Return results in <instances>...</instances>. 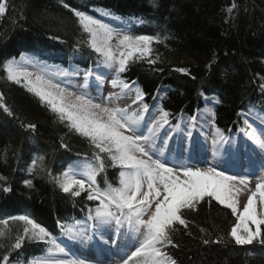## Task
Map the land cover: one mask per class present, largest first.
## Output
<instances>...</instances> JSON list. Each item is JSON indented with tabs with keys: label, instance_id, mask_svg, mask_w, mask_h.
<instances>
[{
	"label": "trees",
	"instance_id": "1",
	"mask_svg": "<svg viewBox=\"0 0 264 264\" xmlns=\"http://www.w3.org/2000/svg\"><path fill=\"white\" fill-rule=\"evenodd\" d=\"M63 2L127 34L159 37L147 58L156 62L134 57L127 70L117 74V81L135 82L147 93L145 102L150 106L157 103L169 112L173 125L205 111V98L216 104L213 125L224 137L247 131L241 114L264 117L260 87L264 84V0ZM233 2L238 8L229 13L227 8ZM6 3L7 11L0 17V93L13 114L9 116L0 107V175L7 178L0 181V264L5 254L10 256L9 264H28L44 257L52 243H48L49 237L38 242L25 236L22 247L12 249L25 225L11 218L28 215L55 242L64 239L67 229L74 231L77 225L95 219L97 202L87 200L85 191L78 197L64 193L57 181L65 179L64 173L75 162L98 167L93 152L99 150L70 131L67 121L61 123L46 103L27 91L23 79L20 84L9 81L4 62L28 58L63 71L86 73L100 67L103 60L86 44L78 43L88 37L61 0ZM179 68L187 69L188 74L177 71ZM29 123L37 126L35 132L26 127ZM100 156L105 169L97 173L98 187L105 189L106 182L118 187L120 166H111L106 153ZM26 180L32 181L31 187ZM3 187L11 191L4 192ZM181 212L188 227L177 223L173 237L179 247L166 249L176 264H264V244L259 240L239 246L226 237L236 217L215 199L209 202L205 197L195 210ZM260 227L264 233V225ZM250 228L255 231L256 226L250 224ZM218 237L224 238L222 243H203V238L215 241Z\"/></svg>",
	"mask_w": 264,
	"mask_h": 264
},
{
	"label": "snow or ice",
	"instance_id": "2",
	"mask_svg": "<svg viewBox=\"0 0 264 264\" xmlns=\"http://www.w3.org/2000/svg\"><path fill=\"white\" fill-rule=\"evenodd\" d=\"M61 3L65 9L74 13L82 32L88 36L86 40L78 41V43L86 44L102 56L104 63L109 67H115L117 73H124L129 61L134 57L136 60L150 57L153 51L152 43L160 42L157 36L131 35L123 30L114 29L84 11L71 8L63 0ZM237 8L238 5L233 2L227 8V12L232 13ZM6 11V0H0V17ZM114 38L115 45L111 43ZM117 52L119 55H116ZM147 62L154 64L156 60L147 59ZM4 69L9 81L20 84L21 77H23L24 87L28 92L38 97L41 103H46L61 123L67 121L66 126L70 131L86 138L94 149L99 150L93 152L98 167L89 166L86 170V179L83 176L75 178L77 171L74 169L71 176L64 173L65 179L57 183L64 193L78 197L81 191H85L87 200L96 201L95 219L102 224L110 223L112 220L121 224L123 223L121 217H123L129 225L136 226L137 231L142 230V242L124 264H129V261H135V264H176L166 249L168 246L179 247L174 243L173 233L177 230L175 225L178 223L185 229L188 227V221L183 218L181 210H195L197 204L205 197L209 198V202L215 199L220 205L230 209L231 215L236 217L234 226L226 232V237L230 236L235 245H250L256 240L264 244V233L261 232L260 227L264 225V177L257 182L255 191L249 190L250 194L241 212L238 199L241 190L234 189V184L238 182L247 187L249 184L247 176L228 175L227 170L217 171L215 167L201 170L194 166L179 164L168 166L167 160H161L158 155L162 149L157 147V141L160 139L161 130L171 123L170 114L157 108L156 105L150 106L145 102L147 93L136 86L135 82L130 85L126 81H119L122 91L135 88L133 104H137L138 107L130 111V107H112L103 101L94 103L85 94L77 95L68 92L66 88L53 84L51 80H45L41 75H35V80H33L31 79L32 73L20 70L13 65L12 61L4 62ZM176 70L188 74L185 68ZM91 75V71L86 72V81ZM111 83L115 87L118 81L113 79ZM260 87L264 91V84ZM3 101V94L0 93V107L11 116L13 113ZM217 102H219L218 99ZM26 127L35 132L37 126L29 123ZM218 134H220L219 130ZM220 135L222 137V134ZM249 135L261 149H264V139L255 137L251 133ZM261 136H264V132H261ZM61 147L67 148V145L62 144ZM100 153L107 154L112 162L111 166H120L118 187H113L107 182L105 189L98 187L97 173L105 169L104 159ZM39 159L43 160V157ZM6 179L5 176L0 175V181H6ZM25 184L31 187L32 181L26 180ZM74 188L79 190H73ZM2 191L9 192L11 188L3 187ZM257 196L260 197L259 210L254 203ZM145 216L148 218L144 219ZM11 219L23 221L25 225L23 235L16 238L11 246L12 249H20L25 236L29 240L38 242H43L46 237H49L48 243L55 244L51 234L28 215H19ZM4 223L7 224L8 221L5 220ZM250 224L256 226L255 231L249 227ZM241 230L246 234L241 235ZM71 231V228L67 229V232ZM200 231L204 232L205 229L201 228ZM186 234L191 236V232ZM2 235L3 233L0 232V236ZM223 240L224 238L221 237L215 241L203 238V243L205 245L219 244ZM9 259V254L3 255V264H9ZM32 264H84V261L46 259L34 260Z\"/></svg>",
	"mask_w": 264,
	"mask_h": 264
},
{
	"label": "rangeland",
	"instance_id": "3",
	"mask_svg": "<svg viewBox=\"0 0 264 264\" xmlns=\"http://www.w3.org/2000/svg\"><path fill=\"white\" fill-rule=\"evenodd\" d=\"M106 16V15H103ZM86 34V33H85ZM86 37L87 34L85 35ZM113 45L116 44L115 38L111 41ZM116 55H119L117 52ZM103 60V57H102ZM14 66L18 67L22 71H27V67L32 68V72L35 75H41L45 80H51L52 83H60L61 88H66L68 92H73L77 95L85 94L87 98H91L93 101L98 99V101L107 102L110 98L107 92L116 97L118 101L115 107L118 108H129L131 110H136L137 104H133V99L135 98V88L130 90H121L119 82L117 86H113L111 81L116 79L117 72L115 67H109L103 63L100 67H96L91 71L92 75L86 81V73L81 71H62L56 68H50V66L37 62L32 59L24 58L13 63ZM35 75L31 79L35 80ZM23 79V77H21ZM105 91V92H104ZM106 96V98L103 97ZM111 97V96H110ZM97 101V100H95ZM105 102V103H106ZM111 102V100H110ZM113 102V101H112ZM123 104V105H122ZM204 104L206 105V110L199 113L195 119H184L178 127H173L170 124L166 125L164 129L161 130L160 139L157 141L159 148L165 149L167 159H171L168 166L172 165H182V166H194L201 170H207L210 168L208 165H188L186 155L189 152L187 149V144L189 139H191L195 134V130L201 129L209 132L210 136L213 138L214 147H216L219 152H221L222 147H227L228 149L234 150L239 149L244 156L248 155L251 157H264V149H261L249 134H254L255 137L264 139L261 136V132H264V118L258 116L257 114H241L242 120L246 123L247 131L239 132L235 136L221 137L213 128L212 124V108L215 105L214 101L208 98L204 99ZM158 108V107H157ZM146 134V133H145ZM182 138L179 141V138ZM179 142H184L182 145V152H178ZM204 145V143H202ZM168 146L169 149L167 148ZM198 148V145H194ZM167 148V149H166ZM223 151V150H222ZM219 152L216 154L217 158H220ZM176 160L174 159L175 157ZM155 159V158H154ZM263 159V158H262ZM198 161V159H194ZM174 163V164H173ZM219 165V164H218ZM89 165L85 162H77L70 167L67 171L69 176L72 175L74 169L77 171L75 178H81L83 176L87 178V169ZM217 171L227 170L226 174L233 175V173L227 168H217ZM238 171H242L238 169ZM246 173H250L252 178H249V184L247 187L240 185L238 182L234 184V189L239 188L241 196H248L250 191H255L256 184L261 177H264V167L251 168L250 170H244ZM146 190V185H145ZM246 190V191H245ZM246 196V197H247ZM247 200V199H246ZM260 197L257 196L254 200L256 206L259 205ZM244 206V202H243ZM259 210V209H258ZM239 211L242 212V203L239 202ZM148 217L145 216L144 219ZM97 220V219H96ZM123 223L117 224L115 220L110 223L102 224L99 220L96 222L79 224L75 227L74 231L66 234L64 236V241L59 243L55 242L49 246L44 257L38 260H65V261H84V264H124L128 260V257L133 251L139 247L143 240L141 231H137L136 226L129 225L127 220L121 217ZM241 235L246 233L241 230ZM63 251H59V249ZM122 251V255H113V252ZM107 253V254H106ZM120 253V252H119ZM110 254V256H109ZM102 259L104 261H102ZM97 260L101 261L98 262ZM34 260L30 261L28 264H32ZM135 263V261H129V264Z\"/></svg>",
	"mask_w": 264,
	"mask_h": 264
},
{
	"label": "bare ground",
	"instance_id": "4",
	"mask_svg": "<svg viewBox=\"0 0 264 264\" xmlns=\"http://www.w3.org/2000/svg\"><path fill=\"white\" fill-rule=\"evenodd\" d=\"M27 70L29 73H32L33 75H35L32 72L31 67H27ZM53 84H59L60 85V83H56V82ZM60 87H62V86L60 85ZM107 95L109 96L110 99L107 102L105 101L106 99H104L103 102L104 103L106 102V104H108L112 107H115V104L118 101V99H116V97H112V95L108 92H107ZM104 97L106 98V96H104ZM95 100H97V101H95ZM95 100L93 101L94 103L102 102L100 100L98 101V99H95ZM110 100H111V102H110ZM195 132H196V134L191 139H189V141H188L189 143L187 144V149L189 150V152L186 155L188 165H191V163H193L192 165H196V166L197 165H208L210 167H217V168L223 167V168H227L228 170H230L232 172H235V173H233V175L238 174L240 176H247L249 178H252V175H250V173L244 172L243 169L248 171L251 168L259 167V169H260V167H264V157H260L258 155H256V157H251L248 155L244 156L239 149L231 150V149H228L227 147H222L221 152H219V150L213 146V144H214L213 138H212V136H210L209 132H206V131L201 130V129H198V130L196 129ZM181 140H182V138L180 137L179 141H181ZM202 143H204V145H202ZM183 144H184V142H181V143L179 142V147L177 149L178 152H182V150H183L182 145ZM195 144L198 145V148L194 147ZM157 147H158V145H157ZM169 147L170 146H168L167 148L169 149ZM160 149H162V148H160ZM218 152H219L220 158H217V156H216V154ZM158 155H159L161 160H167L168 163H170V160L173 159V157H171V159H167L165 149H162V152H158ZM153 158H156V157L154 156ZM174 159L176 160L177 158L175 157ZM194 159H198V161H194ZM238 169H241L242 171H238ZM246 196L238 197L239 202L242 203V211H243V202H244V204L246 203V199H247ZM119 252L117 253V251H115V252H113V255H116V254L122 255L123 254L122 251H119ZM109 256H110V254H109ZM97 261L101 262L99 260H97ZM102 261H104V260L102 259ZM132 264H135V263H132Z\"/></svg>",
	"mask_w": 264,
	"mask_h": 264
}]
</instances>
